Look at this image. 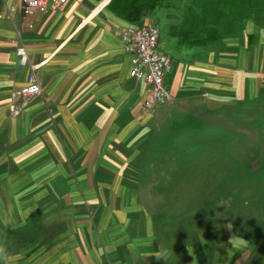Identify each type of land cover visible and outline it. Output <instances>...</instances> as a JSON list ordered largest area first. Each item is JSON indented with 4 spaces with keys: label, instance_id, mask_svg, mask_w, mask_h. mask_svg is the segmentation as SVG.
<instances>
[{
    "label": "rangeland",
    "instance_id": "374dc122",
    "mask_svg": "<svg viewBox=\"0 0 264 264\" xmlns=\"http://www.w3.org/2000/svg\"><path fill=\"white\" fill-rule=\"evenodd\" d=\"M112 3L130 24L159 28L158 48L172 57L171 70L176 61L201 60L213 44L222 46L240 23L256 25L257 33L246 34L248 51L264 43V0ZM260 63L264 74V56ZM246 66L255 68L249 60ZM258 86L261 94L252 98L225 102L204 92L178 112L170 104L149 118L121 105L118 136L117 127L100 132L80 120L55 124L51 139L49 121L19 140L6 127L0 264H128L134 243L156 250L137 264H186L190 254L206 258L204 264H251L258 255L264 264V85ZM84 100L68 103L67 116L83 120ZM54 140L68 159L56 158L62 151L55 154L48 143ZM97 167L104 172L95 175Z\"/></svg>",
    "mask_w": 264,
    "mask_h": 264
},
{
    "label": "crops",
    "instance_id": "0c3cea01",
    "mask_svg": "<svg viewBox=\"0 0 264 264\" xmlns=\"http://www.w3.org/2000/svg\"><path fill=\"white\" fill-rule=\"evenodd\" d=\"M101 1L68 0L57 10L24 17L21 0H0V135L6 137V127L12 126L17 139H23L25 134L36 133L35 130L41 124L49 121L47 125L51 131L48 139H51L56 137L53 130L55 124L65 121L72 124L80 120L84 124L92 122V127L100 132L106 128L112 133V129L117 127L115 133L118 136L120 127L115 118L121 105L126 112L135 110L139 114H147L141 108L143 85L129 74L130 56L124 50L120 36L121 30L130 24L125 17L129 14L124 13L121 6L112 3V0L104 4ZM12 6L16 7V11H10ZM94 10L97 11L95 17L92 15ZM253 24H238L232 37L222 46L213 44L201 60L185 63L176 61L173 70L165 78L166 85L175 93L176 102L173 100L167 106L173 105L178 112L184 102L190 104V100L202 96L204 92L220 97L225 102L261 94L258 84L264 85V74L260 73L258 65L264 56V43L261 40L257 47L252 46L255 50L250 52L245 42L247 32L252 35L257 33L256 25ZM13 39L26 47L28 64L20 61ZM248 60L255 66L254 70H248ZM33 64L39 66L33 70ZM32 71L36 73L42 92L13 116L10 112L12 94L26 83ZM129 82L131 92L128 90ZM78 97H85L83 120L78 119V113L67 116L68 103ZM119 98L127 102L120 104ZM92 105L95 106L93 110L89 109ZM113 114L114 117L111 116ZM146 116L151 117L149 114ZM147 123L143 126L148 128ZM133 128L134 125L128 129ZM130 134L127 139L133 138L135 131ZM117 136H113L112 140ZM59 137L63 140L59 142L66 141L65 135ZM108 137H101L99 143H106ZM151 137L152 134L148 133L142 141L146 142ZM80 138L79 141H85V137ZM136 141L133 139L132 143ZM48 143L56 147L55 154L60 153L58 150L62 151L57 159L69 158L66 149L57 147L59 144L55 140ZM102 168L97 167L92 171L98 175L100 171L104 172ZM134 244L137 246L133 249L135 260L128 264H137V260H144L156 252L151 247L141 248L137 243ZM186 256L189 259L186 264L206 263V258L200 260L194 254ZM257 257L250 260L251 264H260Z\"/></svg>",
    "mask_w": 264,
    "mask_h": 264
},
{
    "label": "built area",
    "instance_id": "2783aa9c",
    "mask_svg": "<svg viewBox=\"0 0 264 264\" xmlns=\"http://www.w3.org/2000/svg\"><path fill=\"white\" fill-rule=\"evenodd\" d=\"M68 0H21V12L24 17H30L37 12L57 10ZM108 1V0H107ZM11 12L16 7L10 8ZM124 50L130 56L129 74L143 85L144 97L141 103L142 111L154 116L160 108L172 102L175 94L168 88L165 82L166 75L172 67V57L159 50V28L152 24L135 26L127 25L120 32ZM17 44L16 52L23 64L29 63V55L24 45L12 40ZM38 64L31 65L34 70ZM42 92V86L32 71L26 83L12 94L10 112L13 116L19 114L22 109L37 95ZM209 93L206 92V95Z\"/></svg>",
    "mask_w": 264,
    "mask_h": 264
},
{
    "label": "bare ground",
    "instance_id": "6f19581e",
    "mask_svg": "<svg viewBox=\"0 0 264 264\" xmlns=\"http://www.w3.org/2000/svg\"><path fill=\"white\" fill-rule=\"evenodd\" d=\"M106 1H107V0H106ZM106 1H104L102 4H104ZM92 15L95 17V16L97 15V11L94 10L93 13H92Z\"/></svg>",
    "mask_w": 264,
    "mask_h": 264
},
{
    "label": "trees",
    "instance_id": "16d2710c",
    "mask_svg": "<svg viewBox=\"0 0 264 264\" xmlns=\"http://www.w3.org/2000/svg\"><path fill=\"white\" fill-rule=\"evenodd\" d=\"M111 2H113V0ZM260 99H261V97H260ZM248 103H249V101H248Z\"/></svg>",
    "mask_w": 264,
    "mask_h": 264
}]
</instances>
